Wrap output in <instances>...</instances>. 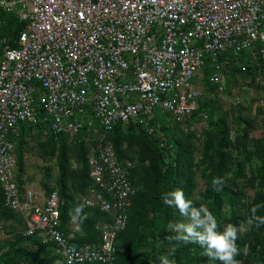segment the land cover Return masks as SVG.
<instances>
[{
	"label": "built area",
	"instance_id": "built-area-1",
	"mask_svg": "<svg viewBox=\"0 0 264 264\" xmlns=\"http://www.w3.org/2000/svg\"><path fill=\"white\" fill-rule=\"evenodd\" d=\"M0 6L25 23L16 46L6 44L0 55L3 205L21 215L24 235L50 247L62 264H117L114 242L127 226L136 188L133 165L118 159L109 134L135 127L167 151L162 118H170V128L192 118L207 66L208 82L222 93L224 70L241 54L264 63V0H1ZM26 126L68 143L92 141V184L80 200L108 217L94 226L99 243H69L57 191L20 194L15 149Z\"/></svg>",
	"mask_w": 264,
	"mask_h": 264
},
{
	"label": "trees",
	"instance_id": "trees-1",
	"mask_svg": "<svg viewBox=\"0 0 264 264\" xmlns=\"http://www.w3.org/2000/svg\"><path fill=\"white\" fill-rule=\"evenodd\" d=\"M24 27V22L0 6V55L6 44L12 48L16 46ZM244 59H247L245 65L241 63ZM252 59V55L241 54L237 65L232 63L224 72L228 69L233 72H247L250 67L256 70L261 67L264 70L262 60L256 61L255 64ZM209 74L210 67L207 66L204 70V84L207 91L212 93L217 87L208 82ZM261 89L264 92V84L261 85ZM209 107H212V100L200 99L199 109L192 116V119L200 120L202 118L199 119V115L205 113L209 120V129L202 134L199 160H195L192 155L191 137H184L182 133L175 137L174 127L169 129L165 124H162V130L166 132L168 145L171 146L167 151L160 149L153 137L145 135L135 127L126 130L118 127L109 134L108 139L118 159L122 162H136L128 170L136 194L130 204L127 226L114 242L117 264H159L157 258L172 253L173 249L174 255H169V259L174 260L175 264H219L218 261L209 260L204 256V248L196 243L186 244L168 239L175 235L168 230V223L180 222L184 218L174 206L164 205L161 195L176 189H182L185 199L191 200L193 206L206 204L217 219L218 230H223V221L237 227L236 243L239 254L235 259L239 263L264 264V224L257 227L246 222L252 214L253 207H257V216L264 217V138L259 140L252 152L248 153L246 145L250 124L241 116L240 109L234 111L238 127L234 130L233 136L226 119L224 117L216 119ZM258 113L264 117V99ZM25 128L21 127V131ZM45 146L57 160L55 187L50 188L47 184L43 186L47 195L57 191L60 228L70 244L99 243L100 235L94 226L100 221L108 220V217L98 210L85 207L80 200L92 184L87 164L91 149L87 148L81 138L68 143L64 137L53 136H50ZM240 150L242 154L247 153L256 158L255 166L250 169L251 177H247L243 163L233 156V152ZM18 154V172L20 170L23 173L22 154L21 152ZM72 155L77 163L75 170L71 165ZM197 172L205 179L206 187L203 191L197 192L196 198ZM214 178L222 181L215 188L212 185ZM16 181L19 192L23 195L25 193L23 183L17 175ZM246 186L255 189V195L250 202H243ZM77 205H83V212L88 214V219L83 224L76 221L78 231L73 232L70 226ZM224 208L228 210L226 218L223 217ZM13 213L4 207L0 191V219H7ZM244 223L248 225V233L242 236L240 228ZM22 226V233L12 241L0 242V264H62L61 260L52 254L50 247L42 245L35 237L25 236V222ZM33 245H37V248H32Z\"/></svg>",
	"mask_w": 264,
	"mask_h": 264
},
{
	"label": "rangeland",
	"instance_id": "rangeland-1",
	"mask_svg": "<svg viewBox=\"0 0 264 264\" xmlns=\"http://www.w3.org/2000/svg\"><path fill=\"white\" fill-rule=\"evenodd\" d=\"M247 59H244L241 63L246 64ZM252 62L256 64V60L252 59ZM264 70L260 67L259 69H252L250 67L249 71L245 72H233L231 69L226 70L223 73V85L224 91L220 93L218 88H216L212 93L207 91L206 84H204V93L201 101H205L208 98L212 100V107L209 110H213V115L215 118L224 117L226 119L227 125L234 136V130L238 127L237 120L235 119L234 111L240 109L241 116L250 124L248 130V142L246 149L252 152L256 147L259 140L264 138V117L262 114L258 113L259 107L262 105L264 99V92L261 89V85L264 84ZM239 99L238 104H234L235 98ZM164 122L166 126L171 123L170 118L164 116ZM162 118V119H163ZM201 117H199L200 119ZM197 119V118H196ZM209 120L206 118L200 120H185L182 123H176L173 125L174 133L173 136L177 137L179 134H183L184 137H191L192 145V155L195 160L201 158L202 151V134L209 129ZM167 128L170 129L168 126ZM50 136L46 130L36 126H26L24 131H21L20 137L17 140V145L15 149L16 160H17V177L23 183V191L33 190L39 192L43 195H47L44 189V184L48 187H55V177L57 175V160L55 156H51L49 153V148L45 146V143L49 140ZM22 143H20L21 141ZM88 149L92 148L91 140H83ZM18 143L20 145L18 146ZM18 146V147H17ZM126 147V142L124 143ZM18 149V150H17ZM242 150L233 152V156L236 160L243 163L245 167V173L247 177H251L250 169L256 164V158L247 155V153L242 154ZM18 152H21L22 163H23V173L18 172ZM72 169L75 170L77 167L74 155H72ZM132 163V165H135ZM195 197L197 198V192L203 191L206 187L205 179L201 177L200 173L197 172L195 178ZM244 199L243 202H250L255 195V189L249 186L244 188ZM227 208L223 209V217L228 216ZM4 225V232L0 235V242H10L16 236L20 235L23 231L22 225L24 223L23 218H21L17 213H13L9 218L1 220ZM224 227L225 222H222ZM71 230L73 232L78 231L77 222L72 219ZM248 225L246 223L242 224L240 228L241 235H247ZM212 264V263H205ZM248 264V263H239Z\"/></svg>",
	"mask_w": 264,
	"mask_h": 264
},
{
	"label": "clouds",
	"instance_id": "clouds-1",
	"mask_svg": "<svg viewBox=\"0 0 264 264\" xmlns=\"http://www.w3.org/2000/svg\"><path fill=\"white\" fill-rule=\"evenodd\" d=\"M222 181L213 179L212 185H216ZM161 200L168 207H175L181 217L184 219L180 222H170L167 225L168 230L175 233L173 237L168 238L182 241L184 243H196L204 248V256L209 260L218 261L219 264H239L235 257L239 254L237 246L238 229L231 223L224 225L223 230H218V222L212 211L206 204L195 207L191 200L185 199L182 189L165 192L161 195ZM257 207L251 209V215L247 219L248 225L255 224L259 227L264 224V217L256 215ZM74 221L83 224L88 219V214L83 212V205H77L72 216ZM165 254L158 257L159 264H175V261L169 259V255Z\"/></svg>",
	"mask_w": 264,
	"mask_h": 264
},
{
	"label": "crops",
	"instance_id": "crops-1",
	"mask_svg": "<svg viewBox=\"0 0 264 264\" xmlns=\"http://www.w3.org/2000/svg\"><path fill=\"white\" fill-rule=\"evenodd\" d=\"M164 119V118H163Z\"/></svg>",
	"mask_w": 264,
	"mask_h": 264
}]
</instances>
